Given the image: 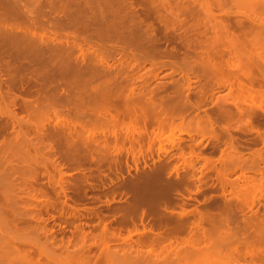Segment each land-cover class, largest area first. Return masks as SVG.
<instances>
[{"label":"bare ground","instance_id":"bare-ground-1","mask_svg":"<svg viewBox=\"0 0 264 264\" xmlns=\"http://www.w3.org/2000/svg\"><path fill=\"white\" fill-rule=\"evenodd\" d=\"M214 9L218 12L214 13ZM187 19L192 21L188 26ZM190 30L191 33L194 31V37L189 35ZM177 42L179 48L174 45ZM163 44L174 46L166 48ZM41 63L46 69L40 66L41 70L36 71ZM146 66L147 72L140 73L139 70ZM161 69H169L170 72L160 76ZM190 71L200 72L202 77L205 74L216 75L217 79L224 77V83L216 81V88L208 85L211 97L220 88L228 89L229 93L223 103L219 100L221 104H214L216 111L212 110L213 115L204 112L203 117L196 116L198 121L192 115L196 118L193 120L195 125L190 118L185 127L182 118L189 107L188 103L181 104L183 86L180 87L175 76L185 80L187 87L183 91L189 92L191 83H200L202 78L199 76L193 81L192 77L185 76ZM2 81L7 90L0 88V264H188L190 256L204 254L206 259L203 264H264V215L253 211L256 203L264 200V179L249 184L247 176L242 173L243 181L238 180L241 184L234 181L236 178L232 179L238 185L237 191L259 193L258 197H251L247 208L250 214H246L244 207L247 205H244L247 203L237 206V194H233L236 185L233 186L227 178L229 166L228 169L224 167V174L223 165L216 168L214 160L199 157L195 150H190L191 161L188 164L180 150L177 159H183L181 164L184 168L181 170L170 162L171 157L167 158L171 151L180 148L179 142L185 138L183 134L176 136L181 128L183 131L186 128L184 134L190 140L194 136V141L198 136L202 139L207 134L221 146L220 143L225 144L226 141L221 139V132L218 131L222 130L226 119L233 115L246 116V125L250 127L254 125L251 122L253 119L250 121L252 117L249 118L255 114L253 106L264 114V0H0V85ZM30 82L33 86L40 83L34 89L38 97L30 101L31 98L20 96L24 99L20 102V111L26 116L19 117L15 112V92L11 93L17 88L23 90ZM30 89H24V94L30 96ZM166 90L170 92L165 93ZM207 93L206 90L202 96ZM36 95L32 93L31 96ZM227 104L232 105L234 110ZM176 110L182 112V117ZM204 113L202 111V115ZM228 120L225 124L229 125L231 119ZM102 125H106L103 130L112 127V132L109 135L103 133L100 130ZM148 128H152L153 137L148 134L146 141L161 142L168 135L169 146L161 144L159 150L162 154L155 152L158 158L152 161L153 168L140 180L120 183L123 192H127L123 195L130 196V200L124 199V203L111 206L114 198L110 196L106 201L104 198L105 207L110 208L114 221L117 218V227L110 229L102 218L89 212L87 218L96 216L99 227L96 224L98 228L94 234L86 232L81 223H76L80 222L79 216L82 217L76 215L79 209L69 206L68 216L61 217L59 222L71 226L73 232L70 231L71 236L66 241L56 245V240L46 228L43 214L51 211L62 215L66 203L63 202V206L59 192L65 195L70 190L77 200L85 197L87 188L84 183L89 184L84 166L94 162L100 169L108 153L116 155L123 152L125 145L122 142L125 139L130 143H139L138 138L143 139L149 132ZM190 130L192 133L189 135L187 131ZM122 132L125 133L123 140L120 137ZM223 132L226 134L225 129ZM260 137L264 144V135ZM112 138L113 143L110 141ZM201 141L198 140V146ZM235 142L239 143L238 140ZM230 146L221 150L225 159L227 157V165L231 164ZM58 151L68 166L71 165L70 168L76 167L75 170L81 173L77 180L71 176L74 181L67 182V186L61 177L65 174L60 175L62 172L57 167L55 171L59 173H54L60 176L59 179H50V154ZM249 156L244 158L249 160ZM233 157L232 160L235 159ZM125 158L128 157L125 155ZM105 160L108 165L110 159ZM143 160L149 170L150 165L145 163L147 159ZM200 160L204 162V168L209 164L207 173L215 169V182H218L217 189L219 187L220 191L216 195L219 198L212 199V195L207 198L205 195L202 207L186 210L183 208L186 200L181 199L182 193L185 191L190 195L192 192L193 171L195 174L192 163ZM55 161L53 164L57 163ZM144 164L141 167L145 169ZM258 167L253 168L258 171ZM117 168L120 171V164ZM137 168L135 173L139 170ZM202 171L200 173L199 170V173L205 177L206 172ZM43 175L48 177L46 186L37 183ZM99 177L102 176L97 177L101 181ZM118 178H115L116 181L121 179ZM196 181L201 184L203 180L196 178ZM94 186L90 184L88 187L93 190L98 187ZM195 190L200 192L202 189L195 186ZM119 192L123 193L122 190ZM51 193L55 195L51 197L58 196V200L57 197L52 199ZM109 198H112L111 201ZM145 218L151 221L148 227ZM122 230L126 231V235L122 236ZM53 245L63 254H57L59 252ZM197 260L199 264L204 261Z\"/></svg>","mask_w":264,"mask_h":264},{"label":"rangeland","instance_id":"rangeland-1","mask_svg":"<svg viewBox=\"0 0 264 264\" xmlns=\"http://www.w3.org/2000/svg\"><path fill=\"white\" fill-rule=\"evenodd\" d=\"M57 2V1H56ZM217 11V9H214V13H217L216 12ZM88 12H90L89 10H88ZM187 26L188 25H190L189 23H191L192 21H191V19H187ZM156 25H157V23H156ZM187 26H185V27H187ZM184 26H182V28H183ZM184 27V28H185ZM181 28V31L183 30ZM191 31L192 30H190V36L191 37H194V35L191 33ZM201 39H204V37L203 38H201ZM173 45V44H172ZM171 44H163V46L164 47H166V48H168L169 46L171 47L172 46ZM175 46H176V48H179V47H177V46H179V43L177 42V43H175L174 44ZM173 45V46H174ZM5 59V58H4ZM5 60H8V59H5ZM40 66H41V68H42V66H43V64L41 63V65H39L38 64V66L36 67V71H40L41 69H39L40 68ZM42 69H46V68H42ZM47 69H48V67H47ZM147 70H148V66H146L145 67V69H140L139 70V72L140 73H143L144 71L145 72H147ZM161 72H159L160 73V76H164V74L167 72V71H169V69H161L160 70ZM170 72V71H169ZM192 75V76H189L190 74ZM167 74V73H166ZM197 74H199L198 76H197ZM197 74H196V72L195 73H193L192 71H190V72H188V73H186L185 74V76H187L188 78H191L193 81H194V79L196 78V77H198L199 78V76L200 77H202V73H200V72H197ZM210 75V74H209ZM209 75L207 74V76H206V74L205 75H203V77L202 78H200V83H196V82H192L191 83V89H190V91L189 92H186V91H183V90H185V88L187 87V84H186V82H185V80H183L182 78H179L178 76H175V78H176V81H178L179 82V85H180V87H182L183 89H182V93H181V95L183 94V98H181L180 97V99H181V104L182 103H188V104H186L187 105V107H189L188 109H189V111H187V113L185 114L184 112H183V108H182V106H181V104H180V109L182 110V112H183V114H185V115H183V120L185 121V123H183V125L186 127V125L189 123H187L186 124V121L187 120H190V118H193L191 121H195L196 120V116H198V118H200V117H203L204 115H205V113H207V114H209L210 113V115H213V113H211V112H213L212 110H214V112L216 111V107H215V105L214 104H217V106L219 105V104H221L220 103V101L219 100H221V102L223 103L224 101H225V99L228 97V93H229V91H228V89H226V88H220L219 90L218 89H216L214 92H213V94H212V97H211V93L212 92H210L209 93V91H210V88L209 87H214V86H217V84L218 83H220L219 81H221V83H224L225 82V79H224V77H223V79H222V77H220V76H218V77H220V79H217L216 77V75L214 76V75H210V79H208L209 80V82H208V80H207V78H209ZM30 77H32V79H34V77L32 76V75H30ZM29 77V78H30ZM207 77V78H206ZM216 79V80H211V79ZM1 78L3 79H5L6 77L5 76H1ZM206 78V79H205ZM165 80L166 81H168L169 79L167 78H165ZM5 81V80H4ZM4 81H2L1 83V85H0V88H1V90L2 91H4L5 89L7 90V87L6 86H4V85H6L5 84V82ZM213 81V82H212ZM216 81L218 82V83H216ZM39 83V82H38ZM38 83H34V86H33V84H32V82H30L29 84H25V86H24V89L25 90H27V89H29V88H31L30 89V91L33 93V95L35 94L36 95V93H34L36 90H34V89H36V88H38L40 85H38ZM49 83V85H50V81L48 82ZM202 83V84H201ZM40 84V83H39ZM195 85V86H194ZM201 85H203V88L204 89H202V86ZM206 85V86H205ZM208 85H209V87H208ZM210 85H212V86H210ZM194 86V87H193ZM205 87H206V89H205ZM2 88H5L4 90L2 89ZM198 88V89H197ZM200 88V89H199ZM207 88H209V91H208V89ZM214 88H216V87H214ZM213 88V89H214ZM24 89L22 90L21 88L19 89V88H17V89H15V90H13V92L11 93V94H13L14 92V94H13V97H16V106H15V112H16V115L17 116H19V117H25L26 115L23 113V112H21L20 111V108H21V106L19 107V105H21L20 104V102L22 101V99L25 97V98H31L30 99V101H32V100H34L36 97H38L37 95L36 96H31L32 95V93H31V95L29 96V95H25L24 93H26V92H24ZM32 89L34 90V91H32ZM205 90L204 92H202V90ZM1 90H0V93H1ZM206 90H207V96L205 95V97H203L202 95V93H206ZM167 92H165V93H168V92H170V90L168 91V90H166ZM6 92V91H5ZM4 93V92H3ZM194 93V94H193ZM18 94V95H17ZM28 94V93H27ZM2 95H4V94H2ZM185 95V96H184ZM17 96H18V98H17ZM23 97V98H21V97ZM196 96V97H195ZM0 97H1V95H0ZM34 98V99H33ZM192 98H195V99H192ZM197 98V99H196ZM202 98H205L204 99V101L202 100ZM21 99V100H20ZM0 100H1V98H0ZM24 100V99H23ZM27 100V99H26ZM196 102H195V101ZM210 100V101H209ZM29 101V100H28ZM188 101V102H187ZM193 101V102H192ZM218 101V102H217ZM1 102V101H0ZM179 102H180V100H179ZM203 102V103H202ZM210 102V103H209ZM217 102V103H216ZM195 103V104H194ZM191 104V105H190ZM183 105V104H182ZM196 105V106H195ZM212 105H214L213 107H212ZM191 106V107H190ZM200 106H202L201 108H200ZM227 106L229 107V108H231L232 110H234L233 109V107H232V105H230V104H227ZM196 107H198V108H196ZM206 108H208L207 110H206ZM187 109V108H186ZM187 109V110H188ZM197 109H199V110H197ZM211 109V110H210ZM184 110H185V108H184ZM196 110V111H195ZM255 110V111H254ZM177 111V110H176ZM192 111V112H191ZM202 111H203V115H202ZM253 113H255V114H253V115H251L249 118H251L250 119V121L252 122V123H254V125H251L250 127L249 126H247L246 125V121L248 120V117H246V116H238V115H233L232 117H233V120H232V117L230 118L231 119V121H230V124L228 125V124H225L226 123V121L228 120V119H226L225 120V123H222V130L224 131V129H225V132H226V134H224V132L222 131V130H219L218 132L221 134H219L220 136H221V139L223 140H225L226 141V143H228L227 145H226V143L224 144L222 141V143H220L221 144V146H224V147H221L218 143H216V142H214V141H212L211 140V138L209 137V135H207V134H205L204 136H203V138L201 139V137L200 136H198L197 137V139L198 140H203V141H201V143L202 144H200V146H198L197 145V143H198V140L196 139L195 141H194V139L196 138L195 136L192 138V140H190L189 138H188V136H186L187 134H184V132H185V130H186V128L184 127V126H182V127H184L183 129H184V131L182 130V128H181V131H180V134H177L176 136L177 137H179L180 135H184L183 136V140L181 141V142H179L181 145H183L182 147L183 148H181V145H180V148L179 149H175V150H173V151H171V152H173V154H171V152L167 155V158H169L170 159V157H171V163H175V165H177L178 167H179V170H181L182 168H184V167H182V166H184V165H182L181 163H182V161H183V159H181L180 157L177 159V157H178V153H180V150L183 152V154H184V158H186L185 159V163L186 164H188V163H190V161H191V159L189 158V152H190V150H192V151H194L199 157H204V158H209L208 160H210V161H213L214 162V165H215V167L217 168L219 165H223V167L221 166V168H223L224 169V167H226V169H228L229 168V170H226V169H224V171H223V173L225 172V170L226 171H229V173L227 172L226 173V175L228 176H226V175H224L225 176V178L227 177V178H229L228 180H229V182L231 181V183L233 184V186L234 185H236V183L238 184H241V181H238L239 179L240 180H242V178H243V176L241 175V173L243 174V175H246L247 177V181L246 182H248L249 184H251V183H258L261 179H264V163L262 164V162L261 161H263L264 162V144H262L261 142L262 141H260V139H261V137L260 136H263L264 135V114L262 113V112H260V110L256 107V106H253ZM257 111V112H256ZM178 112V111H177ZM181 112V111H180ZM180 112H178V113H180ZM181 112V113H182ZM201 112V113H200ZM22 113V114H21ZM181 113H180V115L179 116H181ZM175 114H177V113H175ZM190 114V115H189ZM257 114V115H256ZM192 115H194L196 118H194V116H192ZM178 116V115H177ZM254 116V117H253ZM263 116V117H262ZM182 117V116H181ZM234 117H235V119H234ZM198 118H197V121H198ZM229 119V120H230ZM228 120V121H229ZM183 121V122H184ZM191 121H190V124H191ZM194 121H193V123H194ZM193 123H192V125H193ZM196 123V122H195ZM195 123H194V125H195ZM228 123V122H227ZM256 123V124H255ZM259 124V125H258ZM239 125H240V127H239ZM106 125H102V127H100V128H102V129H100L103 133H105V134H107V135H109V133L110 132H112V127L111 126H109L108 125V127H111L109 130H107V128H106V130L104 129L103 130V128L105 127ZM257 126V127H256ZM188 127H190L189 129H191V126H188ZM193 128V127H192ZM188 129V128H187ZM147 131H149L147 134H143L144 135V137H143V139H142V137H137L136 135H135V137L136 138H138L139 139V143L138 142H133V143H130L129 141H126V139L122 142L123 143V145H125V146H123L124 148L122 149V151L123 152H121L120 154H113V152L112 153H108L107 154V156H105L107 159H110V161L108 162V165H107V162H106V158L105 159H103L102 161V164H101V168L100 169H102L101 171H100V169L99 168H97V166L95 165V163L93 164L92 162H90V163H88V164H86L84 167L86 168L85 169V171L87 172H85L86 174H88V175H86L87 176V180H86V182L89 184V185H87V184H85L84 183V186L87 188L86 189V194H85V197H83V198H81V199H78L77 200V198H76V196L73 194L72 195V191H70V190H68L66 193H65V195L62 193V192H59L60 194L58 195L59 196V199H60V201H61V203H66V206L64 205V203H63V206H65V207H63V209H65V210H67V211H65V210H63V212H62V215L61 216H59V214H55V213H52L51 211H49L48 213H46V212H44V214H43V216H44V220H45V218H46V221H47V223H46V228H47V230H49L50 231V235H52L53 236V238H54V241L56 242V245L58 244V245H60V241L62 242V241H66V238L67 237H70L71 236V233H70V231L71 232H73V230H72V227L71 226H69V225H67L66 224V226L64 225L65 223H62V221H60L59 222V220H62V218H66L67 216H68V210H69V206H74V207H76L77 209H79L78 210V212L76 213V215L78 216V215H81L82 217H80L79 216V219H80V222L79 221H76V223H81V225L84 227L83 229H84V231H89V232H92L93 234L94 233H96L97 231H96V229L99 227V225H98V222H97V217L96 216H99L100 218H102L103 219V221L108 225V227H110V229L111 228H116L117 226H116V223H117V218H116V221H114V216L110 213V208H108V207H105L106 206V204H104L105 203V201L106 200H108V197H112V198H114V203H112L111 204V206H114V205H117V204H121V203H124L125 201H128V200H130V196H124L125 195V193L127 194V192H123V189L120 187V185H122V184H125V183H128V182H134V181H138V180H140V178H142V176L144 175V174H147L149 171H150V168H153V165H152V161H155V159L154 158H158V156H156V154L158 153H161L162 154V150H159L160 149V147H162V145L161 144H164V145H167V146H169L168 145V140H166L168 137V135H165L164 137H165V139H163V137H162V141H163V143H161V142H159V141H154V142H152V141H146V137H147V135L150 137V136H152L153 137V133H151V131H152V128H148V130ZM234 131V132H233ZM156 132V131H155ZM183 132V133H182ZM152 135H151V134ZM187 133L190 135V133H192V131L190 130V132H188L187 131ZM222 133H223V135H222ZM244 133V134H243ZM246 133V134H245ZM167 134V133H166ZM142 135V136H143ZM226 135V136H225ZM228 135V136H227ZM241 135V136H240ZM122 136H124L125 137V133H123L122 132V134H121V139L123 138ZM226 137V139H225V137ZM240 136V137H239ZM254 136V137H253ZM119 137V138H120ZM130 137V136H129ZM167 137V138H166ZM224 137V138H223ZM229 137V138H228ZM249 137V138H248ZM83 138V137H82ZM109 138H111V137H109ZM140 138H141V140H140ZM148 138V137H147ZM151 138V137H150ZM210 139V140H208L209 141V143H208V141H206L207 139ZM237 138V139H236ZM119 140V141H122V140ZM227 139H228V141H227ZM230 139V140H229ZM238 140V142L239 143H237V142H235L236 140ZM110 140V139H109ZM144 140V141H143ZM253 141V143H252V141ZM50 141V140H49ZM111 141V143H113V138H112V140H110ZM194 141V142H193ZM210 141H212V144H211V142ZM242 141V142H241ZM260 141V142H259ZM130 143V145H133V146H130L129 145V143ZM143 142V143H142ZM149 144H148V143ZM152 142V143H151ZM156 142V143H155ZM206 142V143H205ZM235 142V143H234ZM139 145H137V144ZM142 143V144H141ZM155 143V144H154ZM167 143V144H166ZM185 143L187 144V145H185ZM189 143V144H188ZM241 143V144H240ZM260 143V144H259ZM128 144V145H127ZM146 144V145H145ZM153 146H152V145ZM238 144V145H237ZM245 145V146H243V145ZM179 145V144H178ZM231 145V146H230ZM242 145V146H241ZM186 146H188V148L186 147ZM227 146H230V149H229V152H230V158L229 159H231L229 162L231 163L230 165H227V164H229L228 162H227V164H226V162L225 161H227V157H226V159H225V157H224V153L221 151V150H223V149H226L227 148ZM134 147H135V149H134ZM139 147V148H138ZM150 147V148H149ZM158 149H157V148ZM164 147V146H163ZM166 147V146H165ZM192 147V148H191ZM195 147H197V148H195ZM130 148V149H129ZM145 148V149H144ZM169 148V147H168ZM83 149V148H82ZM131 149H134L135 150V152H133L134 150H132V154L133 153H135L134 154V157H131L132 156V154H130V152H131ZM166 149H167V147H166ZM184 149V150H183ZM198 151H197V150ZM228 149V148H227ZM238 149H240V150H238ZM143 150V151H142ZM234 150V151H233ZM127 151H128V153H127ZM139 151H141V153L139 152ZM145 151V152H144ZM157 151V153H155ZM159 151V152H158ZM202 152V154H201V152ZM226 151V150H225ZM58 152H59V154H58ZM58 152H51V153H53V154H55V155H53V154H50V156H51V158H50V164L48 165V170L50 171V179L51 178H53V180H54V178H56V180H58L59 179V175L58 176H56L55 174H57V173H54V171H55V169H56V167H57V169H58V171L59 170H61V172L62 173H60V175H62V174H65V175H63V176H61L62 177V181L64 182L65 181V184L67 183V182H71V181H74L73 179H75V180H77V177H79L80 175H81V173H80V171L79 170H75L76 169V167H75V169H73V166H72V168H70L71 167V165L70 166H68L69 164L68 163H66L65 162V160H64V158L62 157V155H60L61 153H60V151H58ZM251 152H253V153H251ZM126 153V154H125ZM147 153V154H146ZM176 153V154H175ZM186 153V154H185ZM199 153L201 154V155H199ZM222 153V154H221ZM226 153H228L227 151H226ZM238 153V154H237ZM263 153V154H262ZM56 154H58V155H56ZM126 155V157H128V158H125V155ZM130 154V155H129ZM153 154V155H152ZM175 154V155H174ZM219 154L220 155H223V156H219ZM52 155L54 156L53 157V159H52ZM113 156V157H116V158H110V156ZM136 155V156H135ZM144 155H145V157H144ZM205 155V156H204ZM209 155H211L210 157H212V158H210L209 157ZM248 155H250L249 156V158L251 159V161H250V159L249 160H247L246 158H244V157H247L248 158ZM259 155V156H258ZM57 156H58V158H57ZM119 156H121V157H119ZM142 156V157H141ZM149 156H151V158L149 157ZM176 156V157H175ZM219 156V157H218ZM235 157V159L234 160H232V157ZM240 156V157H239ZM221 157V158H220ZM224 157V158H223ZM233 157V158H234ZM236 157H239L240 158V160H241V162H240V160H239V162L237 161V159H239V158H237L236 159ZM55 158H57V159H55ZM121 158V159H120ZM125 158V159H124ZM133 158V159H132ZM135 158V159H134ZM147 159L146 160V164H149L150 165V167H149V170L145 167V164L143 163V159ZM149 158V159H148ZM175 158V159H174ZM220 158V159H219ZM244 158V159H243ZM253 158V159H252ZM263 158V160H261V159ZM116 159V160H115ZM128 159V160H127ZM140 159H141V163L139 162L140 161ZM173 159H174V161H173ZM203 159V158H202ZM51 160H53V161H55V162H57L55 165L53 164V161H51ZM113 160H114V162L116 163L117 161H118V163L120 164V168H119V164L118 163H116V165L118 166V168L120 169V171L118 172L117 170H116V168H117V166L115 167L113 164H115V163H113ZM143 160V161H142ZM178 160V161H177ZM190 160V161H189ZM205 160V159H204ZM235 160H236V162H235ZM123 161V162H122ZM151 161V162H150ZM201 161V163H199ZM200 161H198V162H194V163H192L193 164V167L195 166V168H194V170H195V174H194V171H193V177H192V181L191 182H193L194 184L190 187V189L192 190V192L190 193V195L188 194V193H185V191L182 193V195H183V198H181L180 196H178V198L180 197L181 199H183V201H185V205L183 206V208L184 209H186V210H192V209H194L195 207H202L203 205H204V201H203V199H205L206 197H205V195H207V198L210 196V195H212V196H210V197H212V199H218L219 197L216 195V194H218V193H220V191H219V187H218V189H217V186H218V182L216 183L215 182V179H216V175H214L215 174V169L213 170V171H209L208 173H207V171H206V169H207V166L208 167H210L209 166V164L208 165H206V168H204V162L202 161V160H200ZM206 161V160H205ZM209 161V162H210ZM223 161L225 162L224 164L226 165H224L223 164ZM242 161H244L245 162V165L244 164H242L243 162ZM3 162V161H2ZM111 162V163H110ZM135 162L136 163H138V164H136V165H134L135 164ZM178 162V163H177ZM233 162V163H232ZM30 163H32V162H30ZM113 163V164H112ZM128 163V164H127ZM134 163V164H133ZM177 163V164H176ZM202 164V165H199V164ZM239 163V165H237ZM61 164V165H60ZM71 164V163H70ZM92 164V165H91ZM111 164V165H110ZM125 164L127 165V166H125ZM140 164V165H139ZM143 164H144V167H145V169L144 168H142L143 167ZM198 164V165H197ZM233 164V165H232ZM252 164V165H251ZM262 164V165H261ZM57 165V166H56ZM96 166V168H95V166ZM105 165V166H104ZM137 165H139L138 166V168L136 167ZM180 165V166H179ZM250 165V166H249ZM259 165H261L262 167H263V170L261 171V166L260 167H258ZM50 166V167H49ZM60 166V167H59ZM104 166V167H103ZM112 166H114V167H112ZM130 166V167H129ZM134 166V167H133ZM142 166V167H141ZM229 166V167H228ZM236 166V167H235ZM245 166V167H244ZM247 166H249L251 169H249V167H247ZM2 167H4V165H2ZM59 167V168H58ZM111 167V168H110ZM127 167H129L130 169H128ZM220 167V166H219ZM218 167V168H219ZM228 167V168H227ZM246 170V172H247V170H248V173H246L245 172V170H242L243 168ZM253 167H258V171H257V168H253ZM54 168V169H53ZM107 168H109V169H107ZM117 168V169H118ZM134 168V169H133ZM139 169V170H137L136 171V173H135V169ZM181 168V169H180ZM198 168H201V169H205L204 171H202L201 169H198ZM235 168V169H234ZM240 168H241V170L243 171V172H240L241 170H240ZM247 168V169H246ZM253 168V169H252ZM259 168H260V170H259ZM93 169L95 170V169H99V171L98 172H100L101 174H98V172L95 170V172L93 171ZM117 171H115V170ZM127 169L128 170H131L130 172L129 171H127ZM233 169V170H232ZM111 170V171H110ZM199 170H200V173H201V171L202 172H204V174H205V172H206V174H205V177L204 176H202L200 173H199ZM209 170H210V168H209ZM28 171V170H27ZM57 171V170H56ZM55 171V172H56ZM57 171V172H58ZM115 171V172H114ZM197 171V172H196ZM231 171V172H230ZM250 171V172H249ZM256 171V172H255ZM260 171H261V173H260ZM29 172V171H28ZM52 172V173H51ZM80 173L79 175H78V173ZM127 172H129V173H131L132 174V176L133 177H131L130 175L131 174H129L128 173V175H127ZM244 172H245V174H244ZM255 172V173H254ZM257 172H258V174H257ZM24 173H27V172H24ZM59 173V172H58ZM92 173H96L95 175L94 174H92ZM114 173H115V176H114ZM116 173H118V174H116ZM28 174V173H27ZM27 174H26V176H27ZM77 174V175H76ZM93 175V177H92V175ZM107 174V175H106ZM112 174V175H111ZM225 174V173H224ZM31 175V174H30ZM102 176V178H100L99 177V179H101V181L100 180H98V176ZM117 175V176H116ZM118 175H120V176H118ZM122 175V176H121ZM208 175V176H207ZM29 176V175H28ZM53 176V177H52ZM71 176H73V179H72V177ZM105 176V177H104ZM109 176H111V177H109ZM214 176H215V178H214ZM93 178V179H91V178ZM95 177V178H94ZM117 177H119L118 179H122L124 182H122L121 181V179L120 180H118V181H116V179L115 178H117ZM124 177H125V179H124ZM127 177V178H126ZM195 177V178H194ZM201 177H203V178H201ZM239 177V178H238ZM48 177H47V175H43L42 177H40L39 178V181L37 182V183H39V185L41 184V185H47L46 183L48 182V179H47ZM129 178V179H128ZM196 178L198 179V178H200V180L203 182H201V184H199L197 181H196ZM233 178H236V179H234V181H238V182H236L235 184L233 183L234 181L232 180ZM255 178V179H254ZM261 178V179H260ZM89 179H91V180H89ZM110 179H111V181H110ZM207 179V180H206ZM258 179V180H257ZM89 180V181H88ZM195 180V181H194ZM98 181H100V183L98 182ZM216 181H217V179H216ZM233 181V182H232ZM243 181V180H242ZM258 181V182H257ZM96 182H98L97 183V185H96ZM102 182V183H101ZM104 182V183H103ZM195 182H196V184H195ZM68 183V184H69ZM120 183H122V184H120ZM205 183V184H204ZM90 184H92V185H95L94 187L96 188V189H89V187H90ZM119 184V185H118ZM216 184V185H215ZM238 184V185H239ZM106 185V186H105ZM117 185V186H116ZM203 185H205V186H203ZM206 185H207V187H206ZM210 187H209V186ZM214 185H215V187H214ZM238 185H236V187H233V188H237L234 192H233V194L234 195H236L237 194V198H236V203H237V206L239 205L240 207H241V205H243L244 203H247V204H245L244 206H246L247 205V207L245 208L244 207V212L246 213V214H250V212L247 210V208H248V205L250 204V202H251V197H255V195H256V197H258V192H256V191H250V192H243V191H237V190H239L238 189ZM65 186H67V184L65 185ZM89 186V187H88ZM99 186H100V188H99ZM102 186H105L104 188L102 187ZM195 186H199V187H201V191L200 192H196V190H195ZM202 186H203V188H202ZM212 186V187H211ZM206 187V188H205ZM106 188H107V190H106ZM239 188H240V186H239ZM99 189V190H98ZM119 189V190H118ZM232 189V188H231ZM92 190V191H91ZM101 190H102V192H101ZM122 190V194L119 192V191H121ZM234 190V189H233ZM232 190V191H233ZM105 191V192H104ZM110 191V192H109ZM111 191H114L115 193H111ZM118 191V192H117ZM231 191V190H230ZM50 192H52L51 190H50ZM72 192V193H71ZM117 192V193H116ZM151 192V191H150ZM216 192H218V193H216ZM61 193H62V195H61ZM109 193H111V194H109ZM120 193V194H119ZM148 193V192H147ZM213 193V194H212ZM239 193H240V195H239ZM248 193H250V195L248 194ZM263 193H264V185H263ZM98 194H100V195H98ZM107 194H108V196H107ZM113 194V195H112ZM114 194L116 195V196H114ZM124 194V195H123ZM193 194V195H192ZM202 194V195H201ZM204 194V195H203ZM209 194V195H208ZM214 194H215V196H214ZM241 194H242V196H241ZM251 194H253V195H251ZM51 195H53V196H55L54 195V193H51L50 194V197H51ZM61 195V196H60ZM64 195V196H63ZM96 195H98V196H96ZM128 195H130V194H128ZM247 195H248V197L249 198H247ZM52 196V197H53ZM58 196H56L57 197V200H58ZM66 196V197H65ZM105 196H107V197H105ZM214 196V197H213ZM220 196V195H219ZM239 196V197H238ZM51 197V198H52ZM56 197H53V198H56ZM119 197V198H118ZM198 197V198H197ZM209 197V198H210ZM218 197V198H217ZM52 198V199H53ZM63 198H64V201H63ZM70 198H72V199H70ZM104 198H105V201H104ZM111 198V199H112ZM127 198V199H126ZM179 198V199H180ZM77 201H75V200ZM111 199L109 198V200L111 201ZM116 199V200H115ZM124 199H125V201H124ZM185 199V200H184ZM202 199V200H201ZM248 199V200H247ZM73 200V201H72ZM99 200H101V201H99ZM240 200V201H239ZM59 201V202H60ZM75 201V202H74ZM99 201V202H98ZM116 201V202H115ZM120 201V202H119ZM197 201V202H196ZM198 202H200V203H198ZM240 203V204H239ZM78 204V205H77ZM200 204V205H199ZM257 205L253 208V211H256L257 210V214L258 215H264V214H262V213H264V200L260 203V204H258V203H256ZM243 207V206H242ZM66 208H68V209H66ZM89 208V209H88ZM87 211H86V210ZM178 208H176V211H179V209L177 210ZM90 210V211H89ZM94 210V211H93ZM109 210V211H108ZM240 210H243L242 208H240ZM88 212V213H87ZM89 212L92 214V212H93V214L95 213L96 214V216H94V218L93 217H89V218H87L88 217V214H89ZM109 212V215L107 214ZM87 213V215H85ZM237 213L239 214L240 213V211H237ZM54 217H53V216ZM84 215V216H83ZM111 215V216H110ZM239 215H241V213L239 214ZM86 216V217H85ZM51 217H53V218H55V219H53V218H51ZM62 217V218H61ZM58 218H60V219H58ZM106 218V219H105ZM190 218H192L191 216H190ZM105 219V220H104ZM1 220V219H0ZM65 220V219H64ZM58 221V222H57ZM111 221V222H110ZM65 222V221H64ZM108 222V223H107ZM144 222L146 223V225H147V227H148V223H150L151 221H150V219L148 218V220H147V218H145V220H144ZM96 224L98 225V227L96 226ZM113 226V227H112ZM61 227V228H60ZM62 227H64V228H62ZM96 227V228H95ZM67 228V229H66ZM71 228V229H70ZM139 228L141 229V226H139ZM116 231H117V229H116ZM64 232V233H63ZM121 234H122V236L123 235H126V231L125 230H122L121 231ZM57 240H59V242L57 241ZM53 241V242H54ZM55 242L53 243V244H55ZM52 245V243H51V240H50V246ZM51 248V247H50ZM53 248H55L54 247V245H53ZM56 249V250H55ZM54 250L55 251H57V252H59V253H57V254H60V255H62L63 254V251H61L60 249H58V247L57 248H55ZM50 250H52V251H54L52 248L50 249ZM59 250V251H58ZM54 251V252H55ZM61 252H62V254H61ZM193 256V255H192ZM191 257V256H190ZM189 257V259L193 262V264H199L200 262L197 260V259H199L201 262H202V264L205 262V259H206V255L204 254V255H196V256H193V257H191L190 258ZM203 259V260H202ZM189 260V261H190ZM199 262V263H197V261ZM187 262L188 264H191V261L190 262Z\"/></svg>","mask_w":264,"mask_h":264}]
</instances>
